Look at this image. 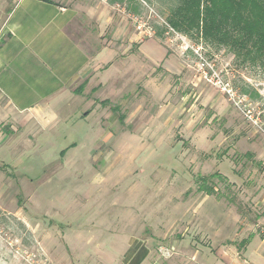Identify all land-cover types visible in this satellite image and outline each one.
<instances>
[{
  "label": "rangeland",
  "instance_id": "1",
  "mask_svg": "<svg viewBox=\"0 0 264 264\" xmlns=\"http://www.w3.org/2000/svg\"><path fill=\"white\" fill-rule=\"evenodd\" d=\"M93 1L128 25L131 73L47 129L0 101V264H132L141 245L143 264H207L202 244H238L264 214V62L236 29L258 19L201 0L178 32L164 0Z\"/></svg>",
  "mask_w": 264,
  "mask_h": 264
},
{
  "label": "crops",
  "instance_id": "2",
  "mask_svg": "<svg viewBox=\"0 0 264 264\" xmlns=\"http://www.w3.org/2000/svg\"><path fill=\"white\" fill-rule=\"evenodd\" d=\"M93 3L7 0L5 9H0V101L2 111L11 113L14 124L47 129L57 122L69 121L71 112L80 111L79 105L87 117L100 105L111 102L109 95L114 94L116 76L123 80L129 77V27L116 22L107 2L100 6ZM115 63L121 64V69ZM140 66L136 65L138 73ZM198 191L206 193L196 209L203 208L204 213L212 202L211 193L206 187H198ZM178 218L181 217L173 221H179ZM252 226H264V214L249 227ZM249 227L247 233L240 234L238 244L230 239L213 247L216 238H212L210 245L202 244L205 251L201 255L206 263L264 264V235ZM184 243H177L179 254L198 253L193 248L184 249ZM144 248L141 245L138 253L131 256L132 264L146 260Z\"/></svg>",
  "mask_w": 264,
  "mask_h": 264
},
{
  "label": "trees",
  "instance_id": "3",
  "mask_svg": "<svg viewBox=\"0 0 264 264\" xmlns=\"http://www.w3.org/2000/svg\"><path fill=\"white\" fill-rule=\"evenodd\" d=\"M167 3V10L169 11L170 17L167 19V24L178 32H184V25L188 21L189 10L198 8L200 6L201 0H164ZM224 5L234 4L237 6L238 10L248 14L252 10L255 17L258 19L257 26L254 28L247 27V21L242 24L239 22L236 27L239 32V40L241 43H250L251 49H254L256 55L261 58L264 62V0H223ZM114 3V2H113ZM206 0V8H207ZM190 19V16H189ZM255 30V31H254ZM220 32V24L218 23V28L216 31V36ZM234 43V42H233Z\"/></svg>",
  "mask_w": 264,
  "mask_h": 264
}]
</instances>
